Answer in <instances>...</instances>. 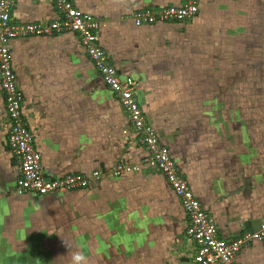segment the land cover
Here are the masks:
<instances>
[{"label": "crops", "instance_id": "1", "mask_svg": "<svg viewBox=\"0 0 264 264\" xmlns=\"http://www.w3.org/2000/svg\"><path fill=\"white\" fill-rule=\"evenodd\" d=\"M72 1L101 22L102 47L121 76L136 81V98L146 118L216 223L218 238L232 241L257 230L264 218V110L257 111V177L241 173L233 150L229 159L206 143H193L192 138L188 143V137L196 134L194 121L189 127L170 123L190 113L179 107L178 91L197 79L192 56L199 45L205 49L210 45L207 39L215 35L208 31L213 29V15L220 22L223 8L230 13L231 6H240L239 0H199V12L192 20L140 27L133 22L134 13L182 6L184 0ZM263 15L264 0H257L258 42L264 40ZM57 18L51 0H13L15 24ZM11 49L24 118L41 154L44 175L98 171L102 179L90 190L61 196L18 193L19 165L8 148V120L0 89V263L38 262L40 247L49 250L45 262L68 263V255L55 260L51 251L67 244L91 249L86 250V262L91 254L94 263L105 262L104 253L110 248L120 262L194 264L195 245L186 235L179 201L157 170L143 166L146 150L77 36L17 39ZM259 68L264 75V64ZM118 162L139 166V171L114 178L110 173ZM135 246L141 248L136 251L141 257L134 255ZM17 251L19 259L14 256ZM237 261L264 264V240L244 247Z\"/></svg>", "mask_w": 264, "mask_h": 264}, {"label": "built area", "instance_id": "2", "mask_svg": "<svg viewBox=\"0 0 264 264\" xmlns=\"http://www.w3.org/2000/svg\"><path fill=\"white\" fill-rule=\"evenodd\" d=\"M58 18L52 22L15 24L11 21L13 0H0V89L8 120L7 144L19 165L15 190L39 198L61 196L90 190L102 179L101 172L67 174L46 177L42 171V158L34 146V136L24 118L22 93L12 60L11 43L17 39L52 37L72 33L88 60L100 75L104 86L114 94L120 108L128 116L130 126L147 152L143 166L157 170L180 203L186 219V235L194 245V264H238L241 250L255 241L264 240V218L257 230L243 233L237 239L218 238L217 226L183 178L169 148L165 146L154 126L146 118L137 98V83L123 78L111 62L100 43L101 22L91 14L82 12L72 0H51ZM199 12V0H184L182 6L143 9L133 14L136 26L183 23L194 19ZM139 166L116 163L110 175L121 178L139 171Z\"/></svg>", "mask_w": 264, "mask_h": 264}, {"label": "rangeland", "instance_id": "3", "mask_svg": "<svg viewBox=\"0 0 264 264\" xmlns=\"http://www.w3.org/2000/svg\"><path fill=\"white\" fill-rule=\"evenodd\" d=\"M238 3V8H229L230 13L223 8V20L220 22L216 20L217 15H213V29L208 26V31L215 35L207 39L210 45L207 49L204 44L199 45L196 55L192 56L197 63V79L192 80L194 85L182 87L178 91L179 107L183 105L186 108L184 110L190 113L188 118L180 122L171 120L170 123L189 127L188 123L194 121L191 124L197 128L196 134L188 137V143L190 138L195 139L193 143H206L214 150L227 154L229 159L233 150L238 157L241 173L257 177V111L264 110V75L259 66L264 64V40L257 41V0H239ZM219 43L222 44L221 48ZM194 66L192 62L191 67ZM139 249L135 246L133 251L134 255L141 257V253L136 252ZM12 250L16 251L17 248ZM86 250L91 249L55 247L51 249L54 254L51 256L58 260L68 255L71 259L73 252L82 251L86 254ZM108 250L104 253L105 262L94 263L91 254L87 256L90 262L86 264H147L135 260L120 262V258L112 257L110 248ZM48 252L46 247H40L38 262L35 263L5 264H71V261L45 262L44 256ZM19 255L17 251L14 256L19 259Z\"/></svg>", "mask_w": 264, "mask_h": 264}, {"label": "clouds", "instance_id": "4", "mask_svg": "<svg viewBox=\"0 0 264 264\" xmlns=\"http://www.w3.org/2000/svg\"><path fill=\"white\" fill-rule=\"evenodd\" d=\"M68 248V245L65 244ZM86 256L82 251H76L71 254V264H86Z\"/></svg>", "mask_w": 264, "mask_h": 264}]
</instances>
